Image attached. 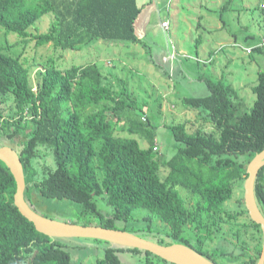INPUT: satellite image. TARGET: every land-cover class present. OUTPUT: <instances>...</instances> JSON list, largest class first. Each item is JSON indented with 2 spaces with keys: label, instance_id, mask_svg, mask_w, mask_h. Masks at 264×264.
Listing matches in <instances>:
<instances>
[{
  "label": "trees",
  "instance_id": "1",
  "mask_svg": "<svg viewBox=\"0 0 264 264\" xmlns=\"http://www.w3.org/2000/svg\"><path fill=\"white\" fill-rule=\"evenodd\" d=\"M140 12L138 0H0V33L5 37L0 45V96L12 93L18 113L11 121L0 111V132L9 142L22 139L16 151L24 169L25 199L33 205L35 190L47 199L68 200L79 207V220L87 221L82 225L124 230L146 239L140 231L161 232L152 224L151 216H157L169 228L165 235L171 240L158 244L187 245L215 264H256L262 231L250 219L244 199L241 204L249 221L239 223L234 236L248 237L247 226H251V237L257 238L255 255L246 251V241L240 250H233V244L211 251L203 246L211 233L219 242L226 241L222 216L236 224L243 215L227 212L224 204L233 197L234 182H245L248 164L264 150V71L251 89L256 96L252 109L240 115L243 99L234 87L220 81L206 80L210 89L206 97L184 98L185 106L196 110L211 130L204 132L200 126L189 131L184 122L171 125L176 152L161 159L155 150L154 127L148 118L138 117L139 104L124 80L119 92L105 90L96 63L66 66L60 63L61 55H50L34 63L39 65L34 87L31 66L17 52L28 39L37 46L51 44L54 52L99 41L136 43L134 24ZM261 12L264 19V6ZM47 13L55 17L49 31L29 32ZM10 34L20 40L9 43ZM260 42L246 52H264ZM126 131L148 146L122 136ZM43 149L53 153L55 168L40 173L36 162L45 158ZM181 190L193 195L192 206ZM15 193V179L0 161V264H72L64 244L38 232L21 215L14 204ZM255 196L264 215V167L256 179ZM96 197L111 208L108 215L99 209ZM138 209L151 215L138 220L143 227L128 228ZM187 231L195 232L193 244L183 235ZM122 251L142 254L143 264H169L150 252L114 246L105 249L99 263L122 264Z\"/></svg>",
  "mask_w": 264,
  "mask_h": 264
},
{
  "label": "rangeland",
  "instance_id": "2",
  "mask_svg": "<svg viewBox=\"0 0 264 264\" xmlns=\"http://www.w3.org/2000/svg\"><path fill=\"white\" fill-rule=\"evenodd\" d=\"M138 5L141 12L134 27L139 42L99 41L83 45L77 50L54 52L51 44L37 46L35 40L28 39L26 47L21 45L17 52H22V60L31 66V84L34 87L39 74V65L34 63L41 62L50 55H61L60 63L66 66L96 63L103 73L105 90L119 92L123 86L120 81L124 80L139 104L138 117L148 118L154 127L158 158L169 159L176 152L171 125L184 122L189 131L200 126L204 132L211 130V125L203 123L196 110L189 109L182 102L184 98L208 96L210 89L206 80L220 81L235 88L243 99L239 115L252 109L256 96L251 89L257 84L258 74L264 71V52L253 51L248 54L245 49L254 48L264 38L261 12L264 0H138ZM54 19L52 13H47L29 28V32H48ZM164 22L168 23V28L162 27ZM18 40L20 38L15 34H10L7 38L9 43ZM2 43L5 44V37L0 33V45ZM0 111L11 121L13 118L17 119L12 93L0 96ZM121 135L139 140L136 134L131 135L127 131ZM3 143L18 150L22 139L15 138L13 142H9L5 134L0 132V145ZM139 143L141 147L148 146L141 139ZM42 153L45 158L36 162L40 173L46 167L55 168L53 153L49 154L45 149ZM160 176L162 179L165 177L163 171ZM33 192L36 199L31 206L40 215L76 224L87 222L79 220V207L76 204L68 200L47 199L35 190ZM233 192V197L224 204V209L232 214L242 212L243 215L238 218L237 225L232 223V219L222 216L221 226L226 233V241L219 242L218 236L211 233L204 240L203 247L211 251L219 245L221 249H229L228 244H233V250H240L246 241V251L255 255L257 238L251 237V226H247L248 237L242 234L238 240L234 236L241 227L238 224L249 221L241 204L245 182L236 180ZM181 194L188 206H192L193 195L186 190H181ZM96 201L99 209L108 215L111 208L103 198L96 197ZM149 215L151 214L146 209L135 210L133 220L127 227H143L138 220L148 218ZM151 217L153 226L161 232L147 234L140 231L141 234L147 235V239L154 242L170 243L171 240L165 235L169 228L157 216ZM92 223L98 225L99 222L92 219ZM183 235L193 244L195 232L187 231ZM58 241L70 253L72 264H101L99 262L104 257L105 249L113 247L108 242L91 239ZM119 257L122 264H143L144 261L142 254L129 251L120 252Z\"/></svg>",
  "mask_w": 264,
  "mask_h": 264
},
{
  "label": "water",
  "instance_id": "3",
  "mask_svg": "<svg viewBox=\"0 0 264 264\" xmlns=\"http://www.w3.org/2000/svg\"><path fill=\"white\" fill-rule=\"evenodd\" d=\"M0 161L11 171L16 182L14 204L22 216L31 222L35 229L53 239H91L108 242L114 247L138 249L150 252L169 264H215L191 247L173 243L161 245L140 235L124 230L107 229L101 226H85L66 221H57L40 215L25 199V175L18 152L9 145L0 147ZM264 167V150L257 154L247 166L244 203L250 219L262 231V252L256 264H264V215L255 196V184L259 171Z\"/></svg>",
  "mask_w": 264,
  "mask_h": 264
},
{
  "label": "built area",
  "instance_id": "4",
  "mask_svg": "<svg viewBox=\"0 0 264 264\" xmlns=\"http://www.w3.org/2000/svg\"><path fill=\"white\" fill-rule=\"evenodd\" d=\"M163 28H168V23L164 22L161 24ZM259 47H264V39L260 42ZM248 53L251 52V49H246ZM155 150H157V147H155Z\"/></svg>",
  "mask_w": 264,
  "mask_h": 264
}]
</instances>
